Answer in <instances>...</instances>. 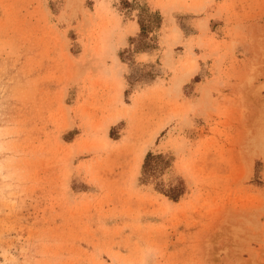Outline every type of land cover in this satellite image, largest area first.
Returning <instances> with one entry per match:
<instances>
[{"label": "rangeland", "instance_id": "obj_1", "mask_svg": "<svg viewBox=\"0 0 264 264\" xmlns=\"http://www.w3.org/2000/svg\"><path fill=\"white\" fill-rule=\"evenodd\" d=\"M0 264H264V0H0Z\"/></svg>", "mask_w": 264, "mask_h": 264}, {"label": "bare ground", "instance_id": "obj_2", "mask_svg": "<svg viewBox=\"0 0 264 264\" xmlns=\"http://www.w3.org/2000/svg\"><path fill=\"white\" fill-rule=\"evenodd\" d=\"M134 27H135V25H134ZM197 66L198 65H197L196 61L192 62L189 66L188 71H187V76L194 74L197 71Z\"/></svg>", "mask_w": 264, "mask_h": 264}, {"label": "trees", "instance_id": "obj_3", "mask_svg": "<svg viewBox=\"0 0 264 264\" xmlns=\"http://www.w3.org/2000/svg\"><path fill=\"white\" fill-rule=\"evenodd\" d=\"M140 24H141V23H140ZM150 155L152 156V154H148V156H150ZM148 156H147V158H148Z\"/></svg>", "mask_w": 264, "mask_h": 264}, {"label": "crops", "instance_id": "obj_4", "mask_svg": "<svg viewBox=\"0 0 264 264\" xmlns=\"http://www.w3.org/2000/svg\"><path fill=\"white\" fill-rule=\"evenodd\" d=\"M137 29H138V28H137ZM195 73H196V72H195ZM195 73H194V74H195ZM194 74H193V75H194Z\"/></svg>", "mask_w": 264, "mask_h": 264}]
</instances>
